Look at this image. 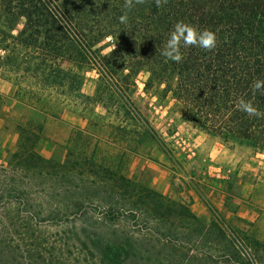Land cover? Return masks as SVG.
Returning a JSON list of instances; mask_svg holds the SVG:
<instances>
[{
    "label": "trees",
    "instance_id": "16d2710c",
    "mask_svg": "<svg viewBox=\"0 0 264 264\" xmlns=\"http://www.w3.org/2000/svg\"><path fill=\"white\" fill-rule=\"evenodd\" d=\"M133 4L128 10L125 0H0V78L15 75L24 86L20 100L47 116H54L52 104L59 117L79 114L85 122L73 128L60 161L37 150L44 123L19 126L17 151L0 168V264H194L186 256L170 259L183 239L188 251L208 254L212 230L189 206L126 174L132 155L154 135L132 99L142 72L146 93L159 100L172 94L202 131L232 147L264 149V88H253L264 81V0ZM180 21L215 33L216 46H182L179 63L165 58ZM110 38L119 52L105 53ZM91 70L99 77L95 93L86 95ZM240 99L259 115L237 108ZM102 120L113 139L105 147L92 145L90 131Z\"/></svg>",
    "mask_w": 264,
    "mask_h": 264
},
{
    "label": "rangeland",
    "instance_id": "374dc122",
    "mask_svg": "<svg viewBox=\"0 0 264 264\" xmlns=\"http://www.w3.org/2000/svg\"><path fill=\"white\" fill-rule=\"evenodd\" d=\"M107 43L109 44V48L105 50V53L119 52L117 41L110 38L107 40ZM69 67H71L69 63H64L63 69H68ZM11 77V82L7 80L8 84H10L9 92L7 94L0 93V168L8 167L9 161L13 159V154L17 151L19 144L18 128L20 125L26 126L29 119L45 124L43 139L37 145L38 152L46 158H54L57 161L62 160L65 154L64 146L68 142L72 127L77 124L75 120H70L71 122L69 123L67 116L80 117L79 114L67 113L65 116L59 117L58 114L62 111L59 110L58 106L51 104L47 110L52 112L54 116H47L41 111L42 108L40 106L35 107L20 100L22 92H19V85L22 88L24 87L23 83H20L19 80L15 81V75H11ZM98 77L97 72L94 70L86 73L83 85V92L86 95H93L95 93ZM146 80L147 74L145 72L138 75L135 80L132 99L139 106L144 118L154 130V135L146 138L138 152L132 155L126 174L150 187L149 184L154 174H156L150 164L164 165V167L172 170L175 174L174 176L179 180L173 183V186L170 188V192H173L172 194H165L156 189L154 190L177 203L189 206L186 200L182 202L185 184H181L180 180L189 185L192 190H195L196 183L194 180L183 178L185 156L182 147L177 141L181 137L188 139L182 136L183 134L186 135L188 129L192 127L198 130L201 129L192 123L182 112L180 106L173 99L172 94H169L165 100H159L151 94L146 93L144 91ZM66 108L63 106V111ZM96 111L102 114L105 112V109L99 107ZM91 119L94 121V116ZM108 121L102 120L99 126H91L90 131L94 136L92 145L98 141L103 146L106 142L113 140L110 136L111 130L105 125ZM176 133L179 135L175 136ZM173 135L175 137H172ZM248 145L251 146L250 144ZM252 148L255 152H264V149ZM253 153L250 155L245 154L244 157L250 158ZM137 160L139 168L135 169L134 166H136ZM230 181L231 178L227 182ZM237 191L236 189L234 192L238 193ZM257 194H259L257 199L261 200L260 206L264 208V182L262 181L259 183ZM244 207L254 208L255 206L247 204ZM210 212L208 218L200 219L206 228L212 230L211 234L207 236L209 239L207 247L208 256L188 251V247L191 248L189 246L191 243L187 239L184 241L183 237L180 236L183 239L180 241L185 246L178 251L170 248V259L173 262H176L177 257L186 256L190 260L195 259L194 264H264L263 211H260L261 218L259 221L255 222L238 218L228 220L222 214L213 212L212 209H210ZM48 222L49 220L46 221V223ZM172 238L174 241H177L175 240L177 239L176 237ZM238 246H241L242 249Z\"/></svg>",
    "mask_w": 264,
    "mask_h": 264
},
{
    "label": "crops",
    "instance_id": "0c3cea01",
    "mask_svg": "<svg viewBox=\"0 0 264 264\" xmlns=\"http://www.w3.org/2000/svg\"><path fill=\"white\" fill-rule=\"evenodd\" d=\"M8 89H10L8 81L0 78V93L7 94ZM67 119L69 123L70 120H75L78 124L73 126L72 130L74 127L85 126V122L80 117L68 115ZM178 135L175 134V136ZM182 136L189 140V148L187 145L183 146L182 137L177 141L185 156L183 178L194 180L196 183L195 190H192L189 185L180 180L181 184H185L182 202L186 200L192 212L200 219L208 218L212 209L213 212L222 214L228 220L238 218L252 222L259 221L260 211L264 214V208L260 206L261 200L257 199L259 183L264 182V152H255L245 143L232 147L219 138L194 127L188 129L186 135ZM252 152L254 153L250 158L244 157L245 154L250 155ZM138 163L137 160L135 169L139 168ZM150 166L156 174L149 186L159 192L172 194L170 188L179 180L174 176V172L162 164L151 163ZM213 167L222 168L231 181L217 178L211 170ZM235 188L238 193L234 192ZM247 204L255 207L245 208L244 205Z\"/></svg>",
    "mask_w": 264,
    "mask_h": 264
},
{
    "label": "clouds",
    "instance_id": "9594fccd",
    "mask_svg": "<svg viewBox=\"0 0 264 264\" xmlns=\"http://www.w3.org/2000/svg\"><path fill=\"white\" fill-rule=\"evenodd\" d=\"M136 2L138 3L139 0H136ZM157 3L159 4V0H157ZM133 6V0H125L124 7L126 9L131 10ZM127 19V12L119 18L120 23H126ZM190 45H196L202 49L211 50L216 46V35L212 31L206 29L199 30L183 21L177 22L161 54L168 60L179 63L182 60L181 47H187ZM253 88L256 90L264 88V81L257 80L254 83ZM237 108L249 115H259L253 104L244 99L238 101Z\"/></svg>",
    "mask_w": 264,
    "mask_h": 264
},
{
    "label": "built area",
    "instance_id": "2783aa9c",
    "mask_svg": "<svg viewBox=\"0 0 264 264\" xmlns=\"http://www.w3.org/2000/svg\"><path fill=\"white\" fill-rule=\"evenodd\" d=\"M182 140H183V146L184 147H186V145H187V147L189 148V140L188 139H184V138H182ZM212 172L214 173V175L217 177V178H219V179H223V180H225V181H228L229 180V175L228 174H226L224 171H223V169L222 168H220V167H213L212 169Z\"/></svg>",
    "mask_w": 264,
    "mask_h": 264
}]
</instances>
